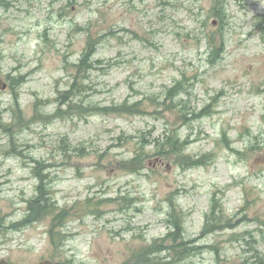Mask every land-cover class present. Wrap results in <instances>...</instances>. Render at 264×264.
<instances>
[{"label":"rangeland","instance_id":"rangeland-1","mask_svg":"<svg viewBox=\"0 0 264 264\" xmlns=\"http://www.w3.org/2000/svg\"><path fill=\"white\" fill-rule=\"evenodd\" d=\"M261 153L264 0H0V264H264Z\"/></svg>","mask_w":264,"mask_h":264},{"label":"trees","instance_id":"trees-1","mask_svg":"<svg viewBox=\"0 0 264 264\" xmlns=\"http://www.w3.org/2000/svg\"><path fill=\"white\" fill-rule=\"evenodd\" d=\"M94 45V44H93ZM88 53L90 54L93 51V46L91 45V42H88ZM215 49H218L217 47ZM87 57L86 56H82L80 59V65H87ZM205 112H202L201 114H192V117H199V116H203L205 115ZM183 143L181 141H178L177 138H174L172 136H168L165 139L162 140V152H173V153H179L183 150ZM261 155H264L263 153H261ZM193 165L198 164V163H203L202 160H200L199 158H197L195 161L192 162ZM46 194L45 189H41L40 190V195L38 197V199H34L31 201V205H30V215H31V220H35L37 219L40 215L46 214L49 212L50 207L52 205V203L48 202L47 198H44L43 195ZM45 199V200H44ZM28 218L26 219L27 221L29 220Z\"/></svg>","mask_w":264,"mask_h":264},{"label":"water","instance_id":"water-1","mask_svg":"<svg viewBox=\"0 0 264 264\" xmlns=\"http://www.w3.org/2000/svg\"><path fill=\"white\" fill-rule=\"evenodd\" d=\"M55 264H60V263H55Z\"/></svg>","mask_w":264,"mask_h":264}]
</instances>
